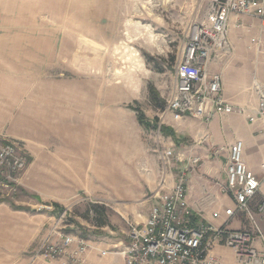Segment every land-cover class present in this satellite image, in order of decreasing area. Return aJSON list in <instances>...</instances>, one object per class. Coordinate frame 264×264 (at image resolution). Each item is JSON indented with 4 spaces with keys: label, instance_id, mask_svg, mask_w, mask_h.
I'll use <instances>...</instances> for the list:
<instances>
[{
    "label": "rangeland",
    "instance_id": "rangeland-1",
    "mask_svg": "<svg viewBox=\"0 0 264 264\" xmlns=\"http://www.w3.org/2000/svg\"><path fill=\"white\" fill-rule=\"evenodd\" d=\"M209 11L208 0H0V89L10 115V135L0 136L28 162L0 186V264H30L42 242L62 234L99 235L93 205L115 225L122 209H141L150 182L176 171L175 153L164 158L166 134L178 130L167 102ZM242 19L238 28L229 22V80L236 74L247 87L249 105L258 102L255 84L264 87V54L249 47L258 22ZM195 157L184 170L200 168Z\"/></svg>",
    "mask_w": 264,
    "mask_h": 264
},
{
    "label": "built area",
    "instance_id": "built-area-1",
    "mask_svg": "<svg viewBox=\"0 0 264 264\" xmlns=\"http://www.w3.org/2000/svg\"><path fill=\"white\" fill-rule=\"evenodd\" d=\"M208 2L210 22L193 29L177 64L174 92L167 102L174 116L189 115L204 122L234 112V106L223 94L220 75L207 70L211 60L231 50L228 39L231 18L237 28L243 25V17L258 22V32L249 38V47L264 54V0ZM256 92V113L264 121V87L257 86ZM171 154L170 150L166 151L164 158ZM198 161V157L191 160L193 164ZM27 163L22 148L15 141L0 136V186L5 180L14 181ZM262 168L264 171V164ZM225 172L223 191L229 193L233 206L225 208L223 214L227 219L238 213L245 214L251 222L249 228L232 230L225 223L213 227L200 221L186 201V178L180 175L171 189L159 188L157 201L151 206L146 222L141 226H129L128 243L121 251L125 264H219L211 255L217 245L232 249L241 263L264 264V252L254 246L260 231L253 214L264 219V199L255 201L264 179H258L246 166L240 140L229 147ZM220 215V212L212 214L214 218ZM86 249L85 240L62 234L58 241L46 239L42 242L32 258L53 260L67 256L66 264H84Z\"/></svg>",
    "mask_w": 264,
    "mask_h": 264
},
{
    "label": "crops",
    "instance_id": "crops-1",
    "mask_svg": "<svg viewBox=\"0 0 264 264\" xmlns=\"http://www.w3.org/2000/svg\"><path fill=\"white\" fill-rule=\"evenodd\" d=\"M207 70L220 75L225 98L234 107L242 108L244 112L215 116L209 122L175 116L177 119H172L171 127L176 126L178 130L174 128V136H168L169 147L172 146L168 150L172 154L175 153L176 171L170 170L169 174L162 172L163 181L162 179L153 180L148 184L149 192L142 202L140 210L131 207L127 213L122 209L119 220L115 222L110 220L111 224L115 223V225L100 227L98 228L101 231L99 235L93 234L83 239L87 245L84 264H125L121 251L128 243L129 226L126 225L127 221L137 226L143 225L147 220L151 206L157 201L159 188L162 190L171 189L180 175L186 178V201L200 221L213 227H219L225 223L232 230L247 229L251 225L248 217L243 213H238L230 219H227L223 214L225 208L233 206V199L223 191L226 182L225 165L229 147L240 140L243 143V159L246 166L258 179H264L262 168L264 164V121L260 118L250 120V116L255 115L257 103L249 102L248 105L243 101L245 96H248L246 94L247 87L242 84L236 74L229 80V54L211 60L207 64ZM255 86L260 87L261 84H255ZM3 99V91L0 89V135L8 132L6 124L10 121L8 95L5 98V114ZM191 155H196L202 160V163L198 170L186 171L182 161L187 159L188 162ZM77 182L71 186V190L79 187ZM260 199H264V184L255 201ZM254 207L255 205L252 203L251 210L253 212ZM213 212H220L221 215L214 218ZM253 214L260 231V235L254 241V246L258 251L264 252V219L255 212ZM121 219H124L126 223H123ZM75 246L76 244H73L72 248ZM211 255L218 260L219 264H244L239 262L232 249L224 245L215 246ZM66 261V256H62L53 260L36 258L29 263L66 264Z\"/></svg>",
    "mask_w": 264,
    "mask_h": 264
},
{
    "label": "trees",
    "instance_id": "trees-1",
    "mask_svg": "<svg viewBox=\"0 0 264 264\" xmlns=\"http://www.w3.org/2000/svg\"><path fill=\"white\" fill-rule=\"evenodd\" d=\"M150 96H151V100L155 103V105L157 107H161V108L163 107V104L159 101V98H158V96L156 95V93L154 92L153 89H151V95ZM158 128H159V130L163 129L161 126H159ZM165 129H166V127H165ZM170 133L171 134H166V135L167 136H174V134H175V133H173L171 131H170ZM92 210L94 212L98 213V215H99L98 219L95 222V225L97 227H103L105 225H107V226L109 225V223H108V221H107V219H106V217L104 215V208L103 207L93 205L92 206Z\"/></svg>",
    "mask_w": 264,
    "mask_h": 264
}]
</instances>
